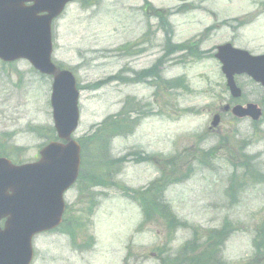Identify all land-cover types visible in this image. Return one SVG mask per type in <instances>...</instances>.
Listing matches in <instances>:
<instances>
[{"label": "rangeland", "instance_id": "374dc122", "mask_svg": "<svg viewBox=\"0 0 264 264\" xmlns=\"http://www.w3.org/2000/svg\"><path fill=\"white\" fill-rule=\"evenodd\" d=\"M53 36L54 62L80 86L74 137L82 168L65 194L76 219L68 222L72 237L36 236L32 264H170L190 239L216 229L224 230L213 247L219 261L264 264L263 89L236 77L243 95L234 102L256 103L263 116L223 115L209 129L232 101L216 48L231 42L263 53L264 0H78L53 23ZM187 43L198 58L186 54ZM157 65L160 79L138 75ZM51 92L52 78L28 61H0V152L13 161L37 160L57 138ZM123 111L129 122L122 136L93 139L104 118ZM113 179L132 192L162 182L154 194L169 209L146 218L142 192L108 188ZM171 216L179 224H169Z\"/></svg>", "mask_w": 264, "mask_h": 264}, {"label": "water", "instance_id": "95a60500", "mask_svg": "<svg viewBox=\"0 0 264 264\" xmlns=\"http://www.w3.org/2000/svg\"><path fill=\"white\" fill-rule=\"evenodd\" d=\"M74 0H0V59L26 58L42 74L53 76L51 105L57 135L41 151L38 162L14 166L0 158V264H29L32 237L57 226L64 212V192L76 181L80 168V145L72 139L79 121V91L73 74L52 62V22ZM32 3L27 5V3ZM217 57L234 97L241 91L234 75L247 73L264 85V56L252 57L230 44L218 47ZM228 108V107H226ZM238 117L261 115L256 105L236 106ZM219 118L215 117L213 125Z\"/></svg>", "mask_w": 264, "mask_h": 264}, {"label": "trees", "instance_id": "16d2710c", "mask_svg": "<svg viewBox=\"0 0 264 264\" xmlns=\"http://www.w3.org/2000/svg\"><path fill=\"white\" fill-rule=\"evenodd\" d=\"M125 112H121L114 116H108L104 119L98 127L100 128L95 134H93V139L99 137L102 140L103 135H119L126 131L122 129L127 125L129 121L125 119ZM122 127V128H121ZM92 139V138H91ZM126 157L123 156L119 159H114L113 164H119L122 161H125ZM95 165L99 166L100 161L95 160ZM104 165V164H103ZM162 182L153 183L148 189L142 191V194L139 195L141 201L143 202L144 214L146 218H151L153 215H162V213H166L167 207L165 205L162 206L160 202H158L159 198H157L156 192L160 186H162ZM165 187V186H164ZM162 187V188H164ZM161 192L159 189L158 193ZM140 194V193H139ZM136 195V194H135ZM179 224L177 218L171 216L169 217V224ZM205 238L203 241H199L198 237L194 238L192 241L187 242L175 255L174 259L169 260L170 264H224L221 260L219 261L217 258L218 250L213 249L214 246H217L218 237H200V239ZM196 241V243H195ZM164 264H167L163 262Z\"/></svg>", "mask_w": 264, "mask_h": 264}]
</instances>
